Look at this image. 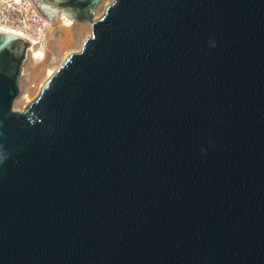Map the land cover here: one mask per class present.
Here are the masks:
<instances>
[{
	"label": "water",
	"instance_id": "95a60500",
	"mask_svg": "<svg viewBox=\"0 0 264 264\" xmlns=\"http://www.w3.org/2000/svg\"><path fill=\"white\" fill-rule=\"evenodd\" d=\"M31 1L93 30L16 110L0 25V264H264V0Z\"/></svg>",
	"mask_w": 264,
	"mask_h": 264
},
{
	"label": "rangeland",
	"instance_id": "374dc122",
	"mask_svg": "<svg viewBox=\"0 0 264 264\" xmlns=\"http://www.w3.org/2000/svg\"><path fill=\"white\" fill-rule=\"evenodd\" d=\"M15 1L16 0H0L1 26H11L6 23L4 14L8 4H12ZM112 1L113 0L101 1L95 10L94 18L100 17ZM23 2H27L31 6L33 5L30 0H23ZM32 7L34 8V6ZM61 14L66 13L61 10L59 14L52 19V23L45 27L46 30L44 29V39L41 46H43L47 53L46 57L39 61L32 54L33 52L30 48L28 50L27 59L23 66V75L20 79L21 90L13 104V108L16 110H25L26 106L40 94L45 82L50 78H48V69L50 67H53L55 70L59 68L69 54L81 50L86 38L92 34L93 27L90 21L73 19L75 23L73 25H67V22L61 17ZM11 27L17 30L22 29L14 26ZM36 47H38V45ZM41 83L42 87L40 90L39 86H41ZM16 100L17 103L15 104Z\"/></svg>",
	"mask_w": 264,
	"mask_h": 264
},
{
	"label": "built area",
	"instance_id": "2783aa9c",
	"mask_svg": "<svg viewBox=\"0 0 264 264\" xmlns=\"http://www.w3.org/2000/svg\"><path fill=\"white\" fill-rule=\"evenodd\" d=\"M4 17L6 23L22 28L28 34L36 35L40 28L45 29L39 13L37 14L34 8L23 0L20 3L8 4Z\"/></svg>",
	"mask_w": 264,
	"mask_h": 264
},
{
	"label": "bare ground",
	"instance_id": "6f19581e",
	"mask_svg": "<svg viewBox=\"0 0 264 264\" xmlns=\"http://www.w3.org/2000/svg\"><path fill=\"white\" fill-rule=\"evenodd\" d=\"M21 1L22 0H16V2H18V3H20ZM30 2L32 3L31 0H30ZM32 6H34L35 10L37 11V14L39 13V16H41V19L43 20V24L45 27L52 23V21L46 19L40 13V11L35 7L34 4ZM54 16H53V18H54ZM61 17L67 22V25H73L75 23L74 20L72 18L68 17L66 14H61ZM5 27H8V26H5ZM8 28L14 29L11 26H9ZM14 30L19 31V32L27 35L28 37H30L33 40V42H34L33 48L32 49L30 48V50L33 52L32 54L36 57L37 60L40 61L46 57L47 53H46L45 49L43 48V46H41L43 44V39H44V29L40 28V31L37 32L36 35L28 34L23 29H20V30L14 29ZM37 45H38V47H36ZM54 70L55 69L53 67L52 68L50 67L48 69V71H47L48 72V78L51 77V75L54 73ZM41 87H42V83H41V86H39L40 90H41ZM31 99H33V98H31ZM16 103H17V100H16L15 104Z\"/></svg>",
	"mask_w": 264,
	"mask_h": 264
}]
</instances>
